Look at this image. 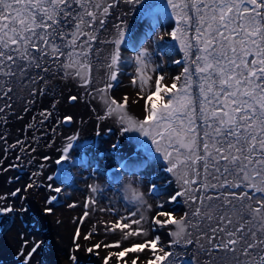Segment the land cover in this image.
Listing matches in <instances>:
<instances>
[{"label":"snow or ice","instance_id":"6c2138e0","mask_svg":"<svg viewBox=\"0 0 264 264\" xmlns=\"http://www.w3.org/2000/svg\"><path fill=\"white\" fill-rule=\"evenodd\" d=\"M120 3L139 9L142 17L154 18V13L162 12L174 18L175 27L166 35L184 54L183 60L173 61L181 65L179 74L166 82V73L157 71L161 65H153L152 53L141 45L132 61L131 84L137 92L131 102L143 101L142 118L130 114L129 96L117 100L108 95L121 72V45L132 34L125 21L113 25L116 34L112 39L100 41L114 47L103 64V86L90 87L99 31ZM57 78H71L89 95H99L104 114L97 116L98 121L112 119L120 125V135L138 134L128 137L135 146L130 155L121 152L119 140L112 143L114 171L139 174L163 164V171L171 174L176 185L170 190L165 184L151 183L148 194L156 201L153 208L144 193L129 184L126 190L129 201L137 205L135 210L103 222L107 233L119 232V239L92 243L85 247L87 253L119 249L106 253L103 264L113 257L116 264H139V256L130 261L125 257L147 250L151 258L142 264H178L177 254L166 248L194 246L197 253L209 257L207 264H264V0H166L159 5L151 0H0V99L10 101L15 90H27L32 97L27 103L33 104L38 96L55 90L49 85ZM78 99L76 95L68 97L70 102ZM11 107L10 103L0 105V113ZM39 115L47 119L53 113L46 109ZM73 120L67 115L57 122L70 124ZM66 139L54 161L59 166L56 175L48 176L49 181L69 183L71 167L89 164L87 142L77 143L79 133ZM74 148L79 156H70ZM34 186L30 183L26 189ZM48 187L55 193L62 191L58 186ZM89 187L93 193L99 191L97 186ZM180 199L189 210L177 216L165 205ZM55 200L56 196H51L47 203ZM95 203L89 198L85 207ZM141 208L152 215L146 217ZM52 210L45 209L48 213ZM100 210L115 212L114 208ZM11 212L10 206L0 208V214ZM88 214L85 211L83 215ZM156 228L168 230L172 239L167 245L160 235H152ZM95 232L93 225L83 240H92ZM133 237L140 239L122 247L123 241ZM73 239L79 251V226ZM41 243L34 242L25 253V241L18 254L24 257L23 264H29ZM69 259L76 264L75 255Z\"/></svg>","mask_w":264,"mask_h":264},{"label":"bare ground","instance_id":"6f19581e","mask_svg":"<svg viewBox=\"0 0 264 264\" xmlns=\"http://www.w3.org/2000/svg\"><path fill=\"white\" fill-rule=\"evenodd\" d=\"M130 9H132V6L127 5L123 10H121L119 19L116 20V23H119L120 20L125 21L127 25L132 23L136 12L135 9H132L129 15H123V13L129 12ZM161 28H146V25L143 24L141 28L138 29V32L133 34L134 36L131 38V40H129V43L132 45L133 49H136L139 52L141 50V47L139 48L140 44L145 39H147L146 33L152 32L154 34L152 40H147L143 47H146L149 52L152 53L151 59L153 65L160 64L162 66L161 68H158L157 71H163L166 73V82H169L170 77L179 74L181 65L179 67H174L175 69H167V66L170 65V63L168 59L167 62H165V58L161 55L160 51L163 48V44L160 46V42H165L169 37L164 35L163 40L157 39L158 36H162L164 34V30H161ZM154 29L160 30L155 32ZM137 53H127V56L125 55V58H122L121 66L123 68L122 74L124 75L122 77H124V82L129 83V90L133 91L134 94L137 92V88L131 84V78L135 71V65L132 63V61L134 60V57ZM180 60H183V55L180 56ZM153 79H155V77ZM58 85L59 84L56 82V84L53 86ZM60 87H62L61 84ZM56 96L57 97H55L54 101L60 100L62 104V101L68 98L65 87H62L61 90L59 88ZM27 101L28 99L23 100L22 102L23 108L28 109L25 111L27 113L22 116L21 121L12 124L19 130L15 131L16 133H14L12 130L7 133L5 129L0 133V136L3 137V139H0V208L9 206L13 208V212L11 213L0 214V264H23L24 257L18 254L20 253L22 245H24L25 241H27V245L23 249L25 253H27L28 250L33 246L34 242H42L40 248L29 261V264H45L44 260L46 258H50L49 256H52L50 260L52 259V261H56L58 264H73V262L69 259L70 255H75L77 257L76 264H103V257L106 255V253L119 251V249L101 248L99 250V255H95L87 253L85 251V247L100 241H104L105 243L113 242L117 240L120 235L117 233L104 232L105 229L102 224L101 226H97L102 235L99 237L93 235L92 240L84 241L83 236L89 231V225L91 223L98 222V219H106L107 221L115 220L118 218V216L127 215L129 211L135 210L137 205L131 203L130 201V204L128 205L127 200H129L130 193L126 190L127 187H121L120 193L117 192L118 194L114 195L112 193L113 191L110 192L108 191L109 189L107 191L104 189L105 185L102 183L104 179L102 180L98 174L91 171L95 170L99 173L105 171L106 173H110L109 168L114 166L116 163L110 155L111 144L117 140L120 141L121 152L125 155H130L135 150V146L130 144L128 137L126 139V143L123 142L120 137V129L118 126V129L115 128V130H112L111 132H108L109 128H107L105 131L100 133V135L97 137V140L95 139V136L90 137V135H87L90 130L88 128H84L83 132H81L82 135L87 137H83L81 139L79 138L77 143L87 142V155L90 159L89 164H86L85 166L90 167L91 171H86L85 174H83V176L80 178H78V176L81 175L74 174V185L72 183V188H68L66 192L65 187H61V185L58 184V179L49 181L47 177H55L56 175L59 166H57L54 161L61 155L59 149L65 145L67 136L61 138L56 137L57 140L54 145L55 149H53L54 147L51 146V141H46L47 144L42 146V138L39 132L36 131V128L38 126L41 127L38 121L40 118L42 119V117H38L37 112L40 110V107L42 108L44 105H41L39 100H36V102L33 104H28ZM54 101L52 100V102ZM61 104L60 107L58 105L55 107V109H52V111L57 115L61 114L62 110L66 108L65 103L62 105ZM142 104L143 101H140L139 103H135L132 107V110L135 112V117L137 118H142ZM70 110H72V108ZM71 112H74L73 115L77 121L87 113L86 111L77 112V110H72ZM66 115L68 114H63L62 118ZM33 117H35V119H33ZM29 124H31L32 127H28ZM61 125L63 124L57 125L58 128L62 127ZM58 128H55V130ZM18 132L19 134H17ZM43 136H45V134ZM18 141L20 143H17ZM10 145L16 146L9 147ZM106 145L109 146L110 149H107ZM32 149H35V151ZM55 153L57 154L55 155ZM79 155L80 153L75 148L70 152V156L76 157ZM45 156L51 157V159L45 161L43 159ZM13 165H15V168ZM41 165H43V167H41ZM160 165L164 166L163 164ZM65 167H67V164ZM76 168L71 167V172H73V170ZM80 172H82V170ZM34 173H38V175H33ZM112 173H116V171H112ZM169 178L170 180H173L172 184L176 187L174 178L171 176V174H169ZM133 181L126 180L125 185L131 184L133 188H138L139 191L142 192L143 185L139 186L137 184L138 182L136 183ZM33 182L35 186L26 189V186ZM49 184H51L53 187H61L62 191L60 193L53 192L51 188L48 187ZM90 185L97 186L99 191L93 193L89 187ZM17 189H20L21 191L17 195L13 196L12 193ZM102 191L106 192L102 194ZM65 192L67 194L69 193L70 196L67 197ZM33 196L35 199H37L35 206L32 203ZM51 196H56V200L49 204L47 201ZM144 196L149 203L153 204V208H155L156 201L151 197H147L148 195ZM89 198L95 199L96 203L94 205L85 207V204ZM57 200H64L63 202L60 201V203L63 204L62 207L57 205L59 204L57 203ZM72 204H74L75 207H69V205ZM55 207H59V209L61 208L58 210L61 219L57 222L53 220V218L50 216V213L45 211L47 208L57 209ZM102 208H114L115 212L100 210L99 214L98 209ZM21 209L24 210L22 211ZM176 209L178 211V208ZM85 211L89 213L87 217H84L83 215ZM141 211H144V209L141 208ZM144 214L146 217H150L152 215V213L148 211H144ZM81 219L83 220V223H80ZM148 223H150V220ZM34 225H40L43 228V232H41L38 236L33 233ZM78 226L80 229L81 239L77 241V243H80L82 246L79 251H76L73 237ZM133 227L136 226L134 225ZM152 235H155V231L152 233ZM137 239L140 238L133 237L128 241H123L122 243L128 246ZM123 246L124 245H122V247ZM50 251L51 254H48ZM135 256L140 257L139 264H142L144 260L151 258L150 253L146 250L143 253H129L128 257H125V260L130 261ZM109 264H116V258L113 257V260L109 261ZM120 264H123V261H121Z\"/></svg>","mask_w":264,"mask_h":264},{"label":"rangeland","instance_id":"374dc122","mask_svg":"<svg viewBox=\"0 0 264 264\" xmlns=\"http://www.w3.org/2000/svg\"><path fill=\"white\" fill-rule=\"evenodd\" d=\"M151 3H153L154 5L166 4V0H151ZM126 6L127 5H125L123 3H120L117 7H115L112 10V15L107 17V22H106V24L104 26V29L99 31L96 45L93 48V51H94L93 52L94 55L92 57V61H93V72H92L93 85L90 86V87H95V86H101L102 87L103 86V83H104L103 79L105 77V69L103 67V64L105 63L104 59H105V57L108 55V53L110 52V50L114 46L112 44H102V43H100V41L101 40H105V39H109L110 40V39H112L115 36L116 30L114 29L113 25L116 24V22H117L116 20L120 16L121 10H123ZM135 10H136V12H135V16L136 17L134 16L133 22L128 24V27L132 30V34L128 38V41H126V44L121 46V59L125 58V55L127 56V53H133L134 54V53L138 52L136 49H133L132 45H131V47H129V46H127V44L129 43V40H131V38L134 36L133 34L137 33L138 29H140L143 24L146 25V28H148V27H151V28H159L160 27L161 28L162 27L161 30H164V34L162 36L165 35L166 37H169L166 34L168 32H170V31H172L173 28L175 27V23H174L175 20H174V18H171L170 15L169 16H165L162 12H156V13H154V18H152V17H142L141 14H140L139 9H135ZM167 11H168V13H171V9H168ZM136 14H138V15H136ZM158 30H160V29H154L155 32H157ZM113 31H115V32H113ZM153 35L151 37H147L146 36L147 39H145L140 44L139 48L141 47V45H144L147 40H150V39L152 40ZM160 43H161L160 46H162V44H163V48L160 51L161 55L165 58V62H167V59H168L170 65L172 66L171 67L170 65H168L167 69H175L174 67H176V66L179 67L180 65L173 64L174 60L180 59V56L184 55L183 52L180 50L178 43L176 41H171L170 37L165 42L161 41ZM97 49L100 50L98 52V54H96L97 53ZM170 59H172V60H170ZM97 68H99V71H97ZM122 70H123V68L121 67V72H120V74L118 76V81L114 82L115 86L109 91L108 95L111 96V97L116 98L117 100H120L125 95H127V96L130 95L129 96V107H128V110H129L130 114L135 116V112L132 110V107H133L134 103L131 102L132 99L134 98L135 94L133 93V91L129 90V88H130V86L128 85L129 83L124 82V77H122L124 74H122ZM56 82L59 85L58 86H54L55 90L53 92H46V94L44 96H38L36 98V100L40 101L41 105L42 104L44 105V106H42V108L40 107V110H38V112H37L38 117H41L39 115V113L41 111H43V110L47 109V110L52 111V109H53L52 108V104H53L52 100L54 101L55 97H57L56 93L58 92L59 88L61 90L62 87H65V90H66V93H67L68 97L71 96V95H76V96L79 97V99L77 101H73V102H70L68 100V98L64 99L62 101V104L65 103L66 104V108L62 110L61 114L57 115V114H55V112L52 111L53 115L51 117L47 118L48 121H47V119H44L42 117V119L44 120L43 123H41V120H42L41 118H40V120L38 119L39 120L38 121L39 125L41 127L38 126L36 128V131L39 132V134H40V136L42 138L41 139L42 146L44 144H47V142L51 141L50 144H51L52 147H54L57 138H61V137H64V136L68 137V136H71V135H73V134H75L77 132L79 133V138L80 139L83 138V137H87V136L82 135V132H83L84 128H88L90 130V132H88L87 135H90V137H92V136L94 137L95 136L96 140H97V137H98L96 135L98 130L101 133V132L105 131L107 128H111L112 130H115V128L116 129H118V128L120 129V125L115 123V122H113L112 119H107V120H104V121H98L97 120V116L104 114V104H103V101L99 98L98 94L94 93L93 95H89L85 91V89L79 87L77 82L75 80L71 79V78L66 79V80H60L58 78L54 79L52 81V84L49 85V87L50 88L53 87V85L56 84ZM60 84L62 85V87H60ZM125 93H127V94H125ZM10 95L13 97L12 100H10V101H8L6 99H0V105H4L5 103L12 104L11 108H6L3 113H0V133L3 130H5V129H6L7 133H9L10 130L14 131V133H16L15 131L19 130L16 127H14V125H12V124L15 123V122L21 121L22 118H20V117H22L23 115H25V113H27V112H25V108H23V106H22L23 105L22 104L23 100L32 99V97H30L28 95L27 90H25L23 92L15 90ZM60 104H61V101L58 100V103H56V107L58 105L60 107ZM71 108H72V110H77V112L78 111H83V112L86 111L87 113L84 114V116L82 117L83 119L79 118L78 121H77V120H75V117L73 115L74 112H71L72 110H70ZM84 108H86L87 110L84 109ZM93 110H95V111H93ZM63 114L71 115L74 118V120H73L72 123H70L68 125H66V124L64 125L63 124V125H61L62 127L58 128L57 125H59V123L57 121L62 118ZM81 115H79V116H81ZM5 120H6V122H4ZM98 125H99V128L97 127ZM44 126H46V127H44ZM117 126H118V128H117ZM55 128H58V129L55 130V132H52L53 129H55ZM43 132H44L45 136H43L44 135ZM17 134H19V132ZM137 135H138L137 133H126L124 135H120V137L123 140V142L126 143L127 137H129V136H137ZM43 138H45V139H43ZM87 139H89V138H87ZM141 139H144V138L141 137ZM66 143H67V141H66ZM149 143H151V142L149 141ZM106 148L110 149V147L107 146V145H106ZM53 149H55V147ZM56 154L57 153H55V155ZM85 165L76 166L79 169L74 167V168H76L78 170L75 169L76 171L73 170V172H71V169H70L71 180H70L69 183H63L62 184L61 181L58 179V181H57L58 184L61 185V187H65V191L67 192V189L70 188V187L72 188V183L75 181V175L74 174L81 175V176H78V178H80V177L83 176V174H85L86 171H89V170L91 171V168L87 167ZM115 167H116V163H115L114 166L109 168L110 169V173H106L105 171H102L100 173L95 171V170L91 171V172H94V173L98 174L101 177L102 180L104 179L103 182H102L105 185L104 189L106 191L109 189L108 191H110V192L113 191L112 193L114 195L118 194L117 192L120 193L121 187H125L126 188L128 186V185H125L126 184V180H128V181L129 180H131V181L134 180L133 182H136V183L138 182L137 184L139 186L143 185L142 192L144 193V195H146V196L148 195L147 197H149V198L151 197L152 199H153V197L148 194V188H149L150 184L153 183V182H155L157 184H165V186L168 189H170V190L175 188V186L173 184H169V185L167 184V181L170 180L169 174L165 173L163 171V167L164 166H162V165L150 166L147 169L142 170L139 174H128V173H124L123 171H121L122 173L120 172L121 174L119 172L112 173V171H114L113 168H115ZM84 168H86V169H84ZM80 169L82 170V172H80L81 171ZM100 174L101 175L103 174V175L101 176ZM144 184H145L146 187L144 186ZM73 185H74V183H73ZM107 187H109V188H107ZM106 191H102L103 192L102 194H104V192H106ZM66 192H65L66 196L69 197L70 194L69 193L67 194ZM57 201H58L57 203H59L57 205L59 207H62L63 204L60 203V201L63 202L64 200H57ZM36 202H37V199H35V197L33 196L32 197V203H33L34 206H35ZM127 203H128V205L130 204L129 200H127ZM213 203H217V202L214 201ZM59 207L58 208L55 207L57 209H53L52 212L50 213V216L56 222L61 219V216H60L59 211H58L61 208L59 209ZM165 207L167 209H169V210H173V212L175 211L174 214H176L177 216L178 215H182L184 212H187L189 210L188 206L184 203V201L182 199H180L175 204H168V205L166 204ZM175 207L178 208V211H177V209ZM128 209H130V208H128ZM98 211H99V214H100V209H98ZM98 220H99L98 222H94V223H91L89 225V230L92 229L93 225H95L96 228H97L98 225L101 226L103 224V222L107 221L106 219H103V220L98 219ZM42 229L43 228L40 225H34L33 226V233L36 236H38V235H40L41 232H43ZM169 229H171V226H169ZM161 230H162V232H161ZM104 232H106V231H104ZM117 234H119V233L117 232ZM94 235H96L98 237L100 235H102V233H100L99 228L96 229V232L94 233ZM155 235H160L161 242H163V244H165V245H167L172 239L168 235V230H166V229L156 228ZM137 240H139V239H137ZM122 245L126 246V244H124V243H122ZM166 250H171V251H173L174 253L177 254L178 264H207V261L209 260V257L206 256L204 253H197V250H196V248L194 246L193 247H189V248H184L182 246H173L171 249L166 248ZM48 254H51V251L48 252ZM221 255H223V254H221ZM49 257L51 258L52 256H49ZM50 258H46L44 260V263L45 264H58L56 261H52V259L50 260ZM216 264H219V262H216Z\"/></svg>","mask_w":264,"mask_h":264}]
</instances>
